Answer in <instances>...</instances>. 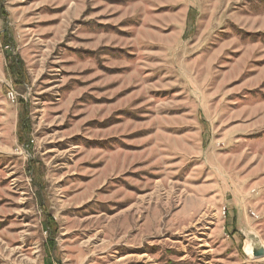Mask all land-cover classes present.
<instances>
[{"label":"rangeland","instance_id":"rangeland-1","mask_svg":"<svg viewBox=\"0 0 264 264\" xmlns=\"http://www.w3.org/2000/svg\"><path fill=\"white\" fill-rule=\"evenodd\" d=\"M1 67L0 264H264V0H0Z\"/></svg>","mask_w":264,"mask_h":264},{"label":"water","instance_id":"water-1","mask_svg":"<svg viewBox=\"0 0 264 264\" xmlns=\"http://www.w3.org/2000/svg\"><path fill=\"white\" fill-rule=\"evenodd\" d=\"M246 253L250 257L261 258L264 257V246L259 244H248L246 247Z\"/></svg>","mask_w":264,"mask_h":264},{"label":"built area","instance_id":"built-area-1","mask_svg":"<svg viewBox=\"0 0 264 264\" xmlns=\"http://www.w3.org/2000/svg\"><path fill=\"white\" fill-rule=\"evenodd\" d=\"M18 97V93L17 92H14L12 90V88H10L8 91H7V98L11 101V102H15L16 99Z\"/></svg>","mask_w":264,"mask_h":264},{"label":"crops","instance_id":"crops-1","mask_svg":"<svg viewBox=\"0 0 264 264\" xmlns=\"http://www.w3.org/2000/svg\"><path fill=\"white\" fill-rule=\"evenodd\" d=\"M4 29H6L7 31H9L10 29L8 28V27H5ZM8 53H6V55H7ZM4 67H1L0 68V75H3L4 74Z\"/></svg>","mask_w":264,"mask_h":264},{"label":"trees","instance_id":"trees-1","mask_svg":"<svg viewBox=\"0 0 264 264\" xmlns=\"http://www.w3.org/2000/svg\"><path fill=\"white\" fill-rule=\"evenodd\" d=\"M16 62L14 59H13V63Z\"/></svg>","mask_w":264,"mask_h":264}]
</instances>
